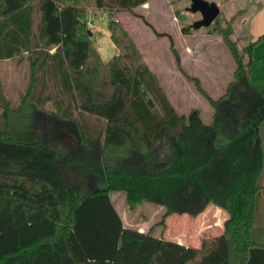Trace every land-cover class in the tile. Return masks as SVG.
<instances>
[{
	"label": "trees",
	"instance_id": "16d2710c",
	"mask_svg": "<svg viewBox=\"0 0 264 264\" xmlns=\"http://www.w3.org/2000/svg\"><path fill=\"white\" fill-rule=\"evenodd\" d=\"M149 1L39 0L35 30L32 0H0V61L29 54L34 75L58 79L77 111L106 124L103 141L81 135V146L96 144L97 156L83 148L61 154L33 134L36 105L19 131L0 98V264H264V242L256 239L264 192V89L251 83L249 65L230 38L235 18L216 28L237 64L226 96L213 100L192 79L215 110L209 125L197 111L188 119L178 114L119 21L109 31L120 54L107 64L97 55L96 67L91 64L92 35L82 22L88 3L117 13ZM156 34L169 37L180 64L172 37ZM183 35H190L187 28ZM257 43L246 47L248 56ZM49 124L50 132L63 127ZM61 163L78 168L93 191L71 185ZM118 192L131 210L147 203L165 208L166 218L196 217L215 205L228 218L219 236L200 248L187 246L156 237L153 228L144 233L126 226L111 197Z\"/></svg>",
	"mask_w": 264,
	"mask_h": 264
},
{
	"label": "rangeland",
	"instance_id": "374dc122",
	"mask_svg": "<svg viewBox=\"0 0 264 264\" xmlns=\"http://www.w3.org/2000/svg\"><path fill=\"white\" fill-rule=\"evenodd\" d=\"M206 1L210 4H217L221 9V13L211 27L200 29H195L194 26L202 20V15L190 12L192 6L190 0H164V2L150 0L147 5L140 6L132 12L117 13L109 9L97 10L91 2L88 3L89 5L83 13L82 22L88 24L87 30L92 35L91 41L94 53L91 64L96 67L97 55L101 59V62L107 64L120 54V50L112 41L109 31L110 23L117 20L127 30L148 65H151L149 59L158 62L170 78H173L174 75L173 82L172 80L171 82L164 80V87L161 82L160 84L168 98L170 99L171 97V103H175L172 104L178 114L184 115L188 119L193 111H198L208 123H211L215 110L192 79L199 80L202 90L213 100H219L226 96L228 89L224 95L220 94V85L222 86L224 80L219 79L212 69L219 62L223 69L222 71L226 70L228 73L232 65L228 59H225V56L232 59L236 65V69L237 64L223 37L216 33V28H227L229 22L235 18V22L233 23L234 33L230 38L236 44L246 64L245 61L248 55L245 53V49L250 43L247 38V17L256 6L257 0ZM32 7L34 12V29L36 30L41 21L39 0H32ZM169 8L173 12H176L174 14L176 16V24L171 16L160 13L162 10H169ZM138 16H142L152 26V29ZM90 22H93L95 27L98 28L90 27ZM184 28L189 30L190 35H183ZM157 31L168 32L174 37L171 36L180 58V64L177 62V58L172 51L171 41L170 49L172 55L169 47L166 46L167 44L169 46V41L162 40L154 43ZM211 36L214 39L207 41L206 38ZM109 37L111 43L108 44L113 50L107 55L108 57L106 55L102 56L101 49L105 45L106 38ZM220 41L224 44L222 47L217 43ZM185 47H189L195 52L190 55V58L186 57L185 64L187 71L184 70L179 52V50H185ZM224 48L228 53L227 55ZM55 51V48H50L49 50L50 54L55 53ZM30 58L29 54L23 53L11 61L4 60L0 62V98L2 97L9 104L8 107L12 111L11 120L16 125L15 127L19 131L25 128L28 113L31 111V107L36 105L38 113L33 128L35 136L42 137L45 143H52L56 151L61 154L75 151L77 153L81 149L82 151L85 150L86 154H89L91 157L97 156L98 154L95 149L97 145L94 144L89 150L85 148L86 146H81L83 142L81 135L87 136L93 142H96L99 138L103 141L106 127L105 122L94 116L77 111L73 107L69 94L64 91L58 79L46 76L42 72L35 73L34 75ZM174 58L176 60L177 73L174 71ZM222 71L220 73L221 76H223ZM177 77L180 81L182 79L186 81H176ZM60 109L62 111H59ZM17 110L22 111L16 115ZM66 112L72 115V121H64L62 115ZM2 116L3 109L0 107V126L4 128V121H1ZM53 122L56 124V128H59L60 125H63V127L50 132L52 127L49 123ZM55 132H57V138L53 139L51 135ZM262 134L264 139V125L262 127ZM60 167L66 168L64 171L71 185L81 184L84 185L86 191H93L94 184L82 176L78 168L66 167L62 163ZM262 184L264 185V175ZM262 196L263 201L260 203L262 223H260L256 232V239L260 242H264V217H262L264 216V192ZM111 197L125 225L138 229H141L143 226L153 228V233L180 241L187 246L201 247L204 240L219 236L223 232L224 223L228 218L227 212L215 205H211L196 217L187 214H176L166 218V209L161 206L145 203L135 210H131L124 193H113Z\"/></svg>",
	"mask_w": 264,
	"mask_h": 264
},
{
	"label": "crops",
	"instance_id": "0c3cea01",
	"mask_svg": "<svg viewBox=\"0 0 264 264\" xmlns=\"http://www.w3.org/2000/svg\"><path fill=\"white\" fill-rule=\"evenodd\" d=\"M156 1L164 2V0H156ZM145 5H147V4H145ZM145 5H142V6H145ZM255 5L256 6L254 7V9L250 12V14L247 17V23H248V26H247V34H248V36H247V38H248L249 42L257 41L258 43L256 44V46H255V48L253 50L252 57L248 56L247 60L245 62H246V65H249L248 74H249L251 83L255 87H257L258 89L262 90V89H264V0H257V3ZM160 13L163 14V15L168 14L169 16H171L172 20H174V23L176 24V16L174 15V14H176V12H173L169 8V10H162ZM90 23H91L90 27L98 28V27H95L93 22H90ZM150 29H152V28H150ZM157 33H159V34H168V35L172 36L170 33L165 32V31H157ZM155 35H157V34H155ZM212 39H214V37H212V36L206 38L207 41H212ZM162 40L169 41V46H168V44L166 46L169 47L170 53L172 55V52H171V49H170V39H169V37H167V36L161 37V36H158V35H157V37L156 36L154 37V43H157L158 41H162ZM108 43H111L110 37L106 38L105 45L101 49V55L102 56L109 55V53H111V51L113 50V48H111V46ZM217 43H218V45L220 47H222L224 45L223 42H221V41L217 42ZM179 52H180V55H181V59H182V64H183L184 70L187 71L186 70V64H185L186 63V57L190 58V55L194 54L195 52H194V50L192 51L189 47H187V48L185 47V50H182V51L179 50ZM225 54L226 55L228 54L226 49H225ZM225 59H228L229 63L232 65V67H230V70H232V71L230 72V70H229V72H230V73L228 72L229 74L227 73L226 70L222 71L223 69L221 68V64L219 62L217 63L216 66H214V69H212L216 73V76L219 79L224 80V83L222 84V86L220 85V87H221L220 94L221 95L225 94V91L228 89L229 84L234 81V74H235V71H236V65L234 64L232 59L231 58H227V56H225ZM174 60H175V58H174ZM194 60L196 61V59H194ZM8 61H11V60H8ZM149 62H151V65L149 64V66L156 73V75L158 76V78H159L160 82L162 83L163 87L165 86L164 83H163V82H165L164 80H167V82H171V80H172V82H173L174 75H173V78H170L166 74L165 70L160 67V64L158 62H154V61H152L150 59H149ZM174 66H175V70L174 71H175V73H177V71H176V60H175ZM221 71L223 73V76L220 75ZM175 75H177V74H175ZM176 81L185 82L186 80L182 79L180 81V80H178V77H177ZM170 99H171V97H170ZM171 101H172V99H171ZM173 104H175V103H173ZM193 112H195V111H193ZM182 116H184V115H182ZM200 117H201L202 121L205 124H207V125H209V124H211L213 122L212 121L211 123H208L204 119V117L201 116V114H200ZM128 227L135 228V227H132V226H128ZM135 229H138V228H135ZM150 229L151 228H147L146 226L145 227L143 226L139 230L141 232L148 233L150 231ZM154 235L156 237L162 236L161 234H158V233H154ZM167 239H170V238H167ZM170 240H172L174 242H178V243L183 244V245H186V244H184V243H182L180 241L174 240V239H170ZM194 247L200 248V246H194Z\"/></svg>",
	"mask_w": 264,
	"mask_h": 264
},
{
	"label": "water",
	"instance_id": "95a60500",
	"mask_svg": "<svg viewBox=\"0 0 264 264\" xmlns=\"http://www.w3.org/2000/svg\"><path fill=\"white\" fill-rule=\"evenodd\" d=\"M192 6L190 8L191 13H200L202 20L195 24V29L209 28L215 23L221 13L220 7L212 3L210 4L206 0H190Z\"/></svg>",
	"mask_w": 264,
	"mask_h": 264
}]
</instances>
